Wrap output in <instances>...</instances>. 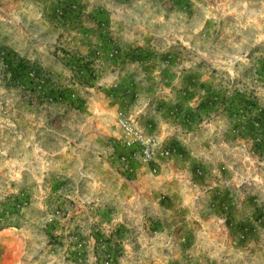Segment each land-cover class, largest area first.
<instances>
[{
    "label": "rangeland",
    "instance_id": "374dc122",
    "mask_svg": "<svg viewBox=\"0 0 264 264\" xmlns=\"http://www.w3.org/2000/svg\"><path fill=\"white\" fill-rule=\"evenodd\" d=\"M0 221L27 264H264V0H0Z\"/></svg>",
    "mask_w": 264,
    "mask_h": 264
},
{
    "label": "crops",
    "instance_id": "0c3cea01",
    "mask_svg": "<svg viewBox=\"0 0 264 264\" xmlns=\"http://www.w3.org/2000/svg\"><path fill=\"white\" fill-rule=\"evenodd\" d=\"M1 245L0 264H27L23 261L25 252L23 237L9 235Z\"/></svg>",
    "mask_w": 264,
    "mask_h": 264
},
{
    "label": "built area",
    "instance_id": "2783aa9c",
    "mask_svg": "<svg viewBox=\"0 0 264 264\" xmlns=\"http://www.w3.org/2000/svg\"><path fill=\"white\" fill-rule=\"evenodd\" d=\"M136 140H140L142 143V153L145 156V158H152L155 154V139L143 133L142 131L137 132Z\"/></svg>",
    "mask_w": 264,
    "mask_h": 264
},
{
    "label": "trees",
    "instance_id": "16d2710c",
    "mask_svg": "<svg viewBox=\"0 0 264 264\" xmlns=\"http://www.w3.org/2000/svg\"><path fill=\"white\" fill-rule=\"evenodd\" d=\"M4 226V222L0 221V228H2Z\"/></svg>",
    "mask_w": 264,
    "mask_h": 264
}]
</instances>
